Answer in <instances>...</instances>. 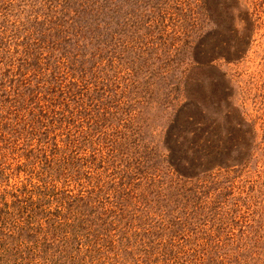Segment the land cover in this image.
I'll list each match as a JSON object with an SVG mask.
<instances>
[{
  "label": "rangeland",
  "instance_id": "obj_1",
  "mask_svg": "<svg viewBox=\"0 0 264 264\" xmlns=\"http://www.w3.org/2000/svg\"><path fill=\"white\" fill-rule=\"evenodd\" d=\"M95 40L104 42L101 65L120 88L104 142L93 133L91 150L79 155L93 147L105 155L116 142L122 159L103 162L101 179L87 163L56 184L101 200L102 211L115 204L119 186L129 183L132 196L110 226L113 249L101 246V256L85 264H200L207 257L239 264L245 256L235 251H253L245 264H264V0H0V59ZM183 104L188 138L226 151L220 164L196 167L191 178L168 165L163 142ZM232 108L253 124V140L237 139ZM18 155L2 158L0 188L29 174L16 168ZM122 175L130 181L119 183ZM90 232L75 237L74 253L87 252ZM125 248L131 254L122 259L116 253Z\"/></svg>",
  "mask_w": 264,
  "mask_h": 264
},
{
  "label": "trees",
  "instance_id": "obj_2",
  "mask_svg": "<svg viewBox=\"0 0 264 264\" xmlns=\"http://www.w3.org/2000/svg\"><path fill=\"white\" fill-rule=\"evenodd\" d=\"M51 48L57 54L51 50L47 56L0 59V181L2 158L15 152L22 158L16 168L24 166L29 173L20 183L0 188V264H85L87 258L93 262L101 256V246L113 249L109 246L110 226L122 219L132 196L131 190H126L129 183L119 186L114 191V206L102 211L101 200L57 187V179L79 174L84 164L92 165L101 179L103 162L113 165L122 159L121 144L116 142L105 155L97 156L96 147L91 154L79 155L94 143L93 133L98 132V143L104 142L101 131L112 119L108 109L117 107L113 98L120 85L111 81L108 66L101 65L102 40ZM78 102L90 103L78 109ZM184 109L185 104L176 110L163 142L168 165L176 174L191 178L196 167L207 170L220 164L226 151L198 136L188 138ZM231 116L237 139L253 140V124L238 108H232ZM122 177L119 183L130 181L128 176ZM90 230L87 252L82 256L74 253L75 237ZM235 253L245 256L243 264L253 259V251ZM130 254L126 248L116 253L122 259ZM200 264L215 262L207 257Z\"/></svg>",
  "mask_w": 264,
  "mask_h": 264
}]
</instances>
